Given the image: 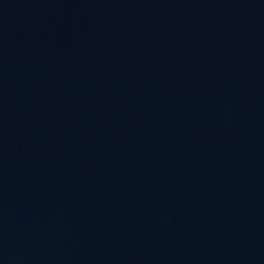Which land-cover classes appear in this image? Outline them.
I'll return each instance as SVG.
<instances>
[{
    "label": "water",
    "instance_id": "obj_1",
    "mask_svg": "<svg viewBox=\"0 0 264 264\" xmlns=\"http://www.w3.org/2000/svg\"><path fill=\"white\" fill-rule=\"evenodd\" d=\"M0 264H264V0H0Z\"/></svg>",
    "mask_w": 264,
    "mask_h": 264
}]
</instances>
